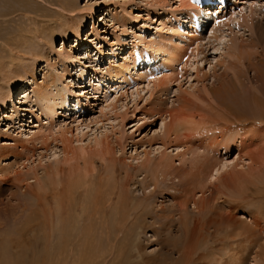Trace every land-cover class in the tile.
I'll list each match as a JSON object with an SVG mask.
<instances>
[{"label": "rangeland", "instance_id": "rangeland-1", "mask_svg": "<svg viewBox=\"0 0 264 264\" xmlns=\"http://www.w3.org/2000/svg\"><path fill=\"white\" fill-rule=\"evenodd\" d=\"M11 1L0 0V58L3 62L12 61L4 62L7 70L3 72L9 75L10 68H19V64H22L20 67L29 68V72L17 88L15 85L9 86L6 82L8 77L0 73V85L8 88V93L10 91L9 94L13 95L0 112V264H57L62 255H67L64 249L68 250L67 256L70 258L71 254L74 256L76 248V257L81 250L93 252L92 249H97L94 257L96 264H100L99 259L104 264H213L219 250H223L221 255L226 260L232 243L233 251L237 243L240 247L238 237L228 239L230 245L226 242L220 245L213 235L202 232L201 228L212 215L211 212L219 208L232 209L236 219L245 223H249L251 216L257 215L259 207L255 209V205L264 210V197L257 189L261 187L260 182L257 188L248 186L250 190L246 193L249 198H246L245 203L242 199L239 204L231 201L239 191L245 190V182L242 185L244 179L253 177V180H257L258 175L264 174V124L244 126V130L243 126H235L227 120L222 122L220 119L225 115L215 90L222 80L232 82L241 70L245 77H253V72H246L245 67L250 62L262 59L260 56L255 59L252 52H260L262 57L264 55V27L261 31L254 29V25L256 28L264 26V0H242L233 13L224 11L227 13L224 21L221 18L225 14L221 12L223 15L218 21L214 19V26L203 34L197 33L199 41L196 44L186 41L188 34L193 31L188 27L186 16L175 11L172 14L180 0H164L167 5L158 0L165 4L167 10L163 16L159 13L162 9L154 13L151 11V2H155L153 0H62V3L60 0H31L35 4L27 0L28 9L20 0L19 3L17 0ZM198 4L200 6L201 2ZM61 8L74 9L73 15ZM14 10L17 12L11 14ZM59 13L63 17L58 16ZM204 14L211 17L210 10L203 8L202 13L195 15V20L198 21L199 16ZM28 15L36 18L28 20ZM74 16L80 31L78 38L67 33ZM49 26L54 31L51 44L47 45L50 37L47 39L41 33ZM212 32L214 38L222 37L223 40L215 41L210 37ZM65 33L69 37L64 42L62 35ZM255 38L262 46L254 51L248 41L252 39L257 43ZM185 41L190 48L186 50L181 64L167 67L168 70L164 71L156 68V71L153 69L148 72L143 69L157 63V67L160 66L166 54H162L161 49L167 51L171 45H184ZM230 41L235 45L236 52L233 54L227 52ZM196 45H199L198 53L194 51ZM242 47L246 51L238 50ZM138 50L145 53L136 54ZM11 51L13 54H10ZM193 54L196 57L192 58ZM70 56L77 57L78 62L67 61ZM123 62L127 63L130 79L113 80L109 77L111 68ZM187 63L190 66L185 68L183 64ZM0 64L3 63L0 61ZM143 71L147 76H152L136 79V73ZM155 72L161 74L153 76ZM169 75L171 83L167 80ZM242 75L240 73V77ZM154 78H157L156 82L163 80L164 87L159 83L154 88V85L151 89L146 88ZM25 81L31 82V85L25 87ZM43 85L48 87V93L38 88ZM34 91H41L42 99L51 98L48 102L53 103L52 113L45 111L44 116H39L44 102L34 96ZM114 98L119 100V104L114 103L115 110H112L109 103ZM192 119L196 122H211L207 124L206 131H200L194 137L188 132H173L175 123H188ZM216 121L219 123L214 127ZM89 122L92 124L89 130L93 129V132L83 130V126ZM94 122L100 124L95 126ZM64 125L72 133L65 136L69 142H62V138L56 135L58 128ZM76 126H82L84 133H87L86 138L82 139L84 148L89 145L85 141L96 135L94 130H97L98 135L103 134L102 138L104 135L107 137L100 152L93 154L91 149L87 157H81L82 152L78 149L81 146L75 138ZM29 131L35 132L33 141L26 139ZM180 145L184 151L179 149L181 152L177 154L176 148ZM230 145L233 148L228 155L220 153L221 147ZM145 150L148 153L144 157ZM160 153L165 155L161 157ZM220 158L230 161L228 166L240 163L233 170L230 166L224 169L220 180L209 181L208 174L198 169L199 164H214L213 161ZM107 171H112L108 180L111 181L110 185L116 187L110 192L114 204L120 188L124 187L130 206L133 208L140 203L139 207H127L130 213L127 224H108L110 241L107 244L105 235H95L96 241H92L89 247L71 232V237L61 240L60 226L64 223L60 219L65 214L74 215L76 209L69 206L65 207L62 214L56 213L52 201L53 196L57 195L56 190H62L70 180L85 174L88 179L93 178V186H98L99 179L109 177L106 176ZM152 177H156L153 181L157 182L154 191H151V186L146 188L152 184ZM178 178L182 181H178ZM262 183L264 189V181ZM161 207L170 221L175 219L170 226L166 219L161 221L156 218ZM170 207L175 211L172 209V212H167ZM105 211L110 221L111 208H105ZM256 219L260 221L253 218ZM162 222H165L164 225ZM262 222H258L261 227L254 228L255 235L251 238L252 241H259L260 247L264 245ZM184 225H189L193 230L186 242L185 235L178 231ZM114 228H123L120 232L124 234L116 233ZM84 231L81 227L78 234ZM68 240L72 244L70 248L63 245ZM72 248L73 252H70ZM180 251H184V256Z\"/></svg>", "mask_w": 264, "mask_h": 264}, {"label": "bare ground", "instance_id": "bare-ground-1", "mask_svg": "<svg viewBox=\"0 0 264 264\" xmlns=\"http://www.w3.org/2000/svg\"><path fill=\"white\" fill-rule=\"evenodd\" d=\"M4 1V0H3ZM13 1V0H12ZM11 1V2H12ZM22 1V3L24 4V6L27 8V4L25 3L27 0H20ZM30 1L31 3L35 4L33 1L31 0H28ZM62 3V0H60ZM155 1L154 4L153 2H151L152 6H148V8L150 7L151 11L154 13V12H158L159 10L162 9V12H159V13H162L161 15H165V10H166V7L164 6L165 4L167 5L166 1L162 0V2L164 1V3H160L161 1L158 2V0H153ZM183 0H180L178 1V4L176 5V7L174 8V10L172 11V14L173 12L176 13H180V14H183L186 16V19L188 20V23H189V28L191 29H194V24H195V19L197 18V14H200L202 13L203 11V8L206 9L207 8V11L209 10H213V8H210V7H204L205 5H202V6H197V4L199 3L198 0H186V2H181ZM17 2L19 3V1L17 0ZM5 3V2H4ZM21 3V2H20ZM21 3V4H22ZM64 3V2H63ZM75 3L72 2V4ZM197 3V4H196ZM6 4V3H5ZM9 5V3H7ZM56 4V3H55ZM162 4V5H161ZM61 5V4H60ZM59 5V6H60ZM65 5V4H64ZM71 5V4H70ZM76 5V4H75ZM199 5V4H198ZM7 6V5H6ZM11 7V5H9ZM23 6V5H21ZM8 7V6H7ZM71 7V6H69ZM76 7V6H75ZM22 8V7H21ZM20 8V9H21ZM24 8V7H23ZM164 8V9H163ZM19 8L17 10H20ZM28 9V8H27ZM26 9V10H27ZM62 11L63 10H66L65 8H61ZM60 9V10H61ZM71 9V8H70ZM68 8V10L66 11H69L71 12V14L74 12V9L70 10ZM218 10V7H215V13L216 11ZM220 8H219V11L217 12V14L220 12ZM31 11V10H29ZM167 11V10H166ZM17 11H13V12H10L11 14L12 13H15ZM33 12V10L31 11ZM35 12V11H34ZM250 12L252 13L253 12V9L251 8L250 9ZM248 13V12H247ZM69 14V13H68ZM70 14V15H71ZM212 14V12H211ZM1 15V14H0ZM9 15V14H8ZM65 15V14H64ZM73 15V14H72ZM93 15V14H92ZM174 15V14H173ZM30 15L26 16L27 19L29 20H33L34 18H30L29 17ZM58 16L60 17H63L62 13H59ZM11 17V16H9ZM25 17V18H26ZM196 17V18H195ZM3 18V17H2ZM8 18V17H7ZM250 18V17H248ZM252 18V17H251ZM216 20V19H215ZM218 21V19L216 20ZM252 21V20H251ZM253 22V21H252ZM50 23V22H48ZM248 23V22H247ZM252 25V24H251ZM1 26V25H0ZM51 26V25H50ZM49 26V27H50ZM46 28L45 32L41 33L42 35L45 34L46 38L48 39V37H50V40H48V43L47 45L51 44V41H52V34H53V29L50 27V28ZM264 26H260L259 27H255L254 25V29H257L258 31H261V29H263ZM17 29V28H16ZM25 29V28H24ZM34 29V28H33ZM52 29V30H51ZM30 30V29H29ZM67 33H71L70 35L72 37H76L78 38L80 35V31H79V27L77 25V20L75 19V16L72 18V22L71 24L68 26L67 28ZM48 32V33H47ZM15 33V32H14ZM65 33L62 35V39L63 41L65 42L67 39H68V34ZM10 34V33H9ZM17 34V33H16ZM23 35V33L21 34ZM19 34V36H21ZM25 35H28V34H25ZM29 36V35H28ZM199 35L197 34V32L195 31H192L190 34H188V36L186 37V41L188 42H195L194 44H196V42L198 43V37ZM15 37V36H13ZM22 37V36H21ZM210 37L214 38L215 35L213 34V32L210 34ZM0 38H1V34H0ZM9 38V37H8ZM27 38H30V37H27ZM234 38V37H233ZM13 39V38H12ZM25 39V38H24ZM221 38H214L215 41H218V40H221ZM261 39V38H260ZM259 39V40H260ZM16 40V38L14 39ZM13 40V41H14ZM18 40V39H17ZM22 40V38H21ZM19 39V41H21ZM223 40V39H222ZM256 40V38H255ZM19 41H16L17 43ZM184 43V45L182 44H178L177 46H174L171 45L170 48H168L167 51H164L163 49H156V51H161L162 54L164 52H166L165 56L163 59H162V62L160 64V66L157 67V69H161L162 71H164L165 69L168 70V68H172V66L175 67V65H179L181 64V61L182 59L185 57V54L186 53V50L188 49V47L186 46V44L188 42ZM234 41V40H233ZM257 41V40H256ZM24 42V41H23ZM259 41H257V43H254L252 41V39H250L248 41V45L249 47H251L252 49L251 50H256L257 47H260L262 46L261 44H258ZM8 43V42H7ZM15 43V42H13ZM20 43V42H19ZM25 43V42H24ZM31 43V42H30ZM201 43V42H200ZM199 43V44H200ZM228 43V42H227ZM23 44V43H22ZM189 44V43H188ZM187 44V45H188ZM20 46V44H16V46ZM26 45V44H25ZM161 45V44H160ZM24 46V45H23ZM14 47H15V44H14ZM161 47V46H159ZM194 47V46H193ZM33 48V47H32ZM158 48V47H157ZM163 48V47H162ZM190 48V47H189ZM202 48V47H201ZM229 48V49H228ZM4 49V48H3ZM7 49V48H6ZM5 49V50H6ZM9 49V48H8ZM12 49V48H11ZM20 49V48H19ZM23 49V48H22ZM184 49V50H183ZM199 49V45H196V47L194 48V51L196 53H198V50ZM227 52H231L232 54L235 51V45L230 41L228 46H227ZM237 49V48H236ZM244 50L246 51L245 47H242V48H238V50ZM3 50V51H5ZM155 50V49H154ZM9 51V50H8ZM122 51H124V49H122ZM263 51V50H262ZM261 51V52H262ZM16 52V51H14ZM18 52V51H17ZM264 52V51H263ZM31 53V52H30ZM137 53H141V54H144L145 52L143 51H140L139 50L136 52ZM160 53V52H159ZM258 52H252V56H254L255 59H257L259 56L260 58H262L261 60L258 59L257 62H250V64H248L246 67H245V70L246 72L247 71H252L253 72V77L252 78H247L245 77L244 75V72H242L243 70L239 71V73L235 76L236 78L234 80H232V82H227L225 80H222L221 82H219V85H218V89L215 90V93H216V98L219 102V105L221 106L223 112H224V115L225 116H222V118L220 119L222 122L227 120L229 123L235 125V126H243L242 128L245 130L246 127L244 126H254L256 124L260 125V124H264V55L262 57L261 53L259 52V54H257ZM10 54H13L12 51L10 52ZM35 54V53H34ZM64 54H67V53H64ZM135 54V53H134ZM191 54V53H190ZM19 55V54H18ZM78 55V54H77ZM198 55V54H197ZM240 55V54H239ZM244 55V54H243ZM13 57L15 55H12ZM17 56V55H16ZM41 56V54H40ZM39 56V57H40ZM69 56V55H68ZM80 56V55H79ZM4 57V56H3ZM19 57V56H17ZM59 57V56H58ZM191 57V56H190ZM193 57H196V54H193L192 58ZM7 58V57H5ZM4 58V59H5ZM31 58V57H30ZM41 58V57H40ZM66 58V57H65ZM79 58V57H78ZM83 58V57H82ZM10 59V57H9ZM62 59V57H61ZM185 59V58H184ZM253 59V60H255ZM36 60V59H35ZM161 60V58H160ZM0 61L1 63L3 64H0V73L1 74H4L3 71L6 72V63H4L6 60H4L3 62V59L0 58ZM7 61H10L12 62L11 60H7ZM6 61V62H7ZM15 60H13L14 62ZM70 63H76L78 62V59L77 57H72L70 56L68 58V60ZM66 61V62H67ZM21 63V62H20ZM8 64H10L8 62ZM17 64V63H16ZM14 65V67H16L17 65ZM189 64L191 65L190 61H189ZM20 66H22V64H19ZM18 65V66H19ZM187 64H183V66L186 68L188 66H190ZM19 68H15L13 69L12 67L10 68L11 70L8 72L9 75L7 74H4V76L8 77L6 78V82L9 84V86H13L15 85V87L17 88L18 86H21L19 83L20 81H22V78L26 75H28V72H29V68H26V67H20ZM168 67V68H167ZM173 67V68H174ZM9 68V67H8ZM195 68V67H194ZM156 69V70H157ZM175 69V68H174ZM173 69V70H174ZM189 69V68H188ZM146 70V69H145ZM155 70V69H154ZM155 70V71H156ZM170 70V69H169ZM244 70V71H245ZM172 71V70H171ZM173 72V71H172ZM13 73V74H12ZM24 73V75H22ZM240 73H243V75L240 77ZM151 74V73H150ZM154 74V73H153ZM161 74V73H160ZM170 74V73H169ZM173 75V73H172ZM2 76V77H4ZM13 76V77H12ZM30 76V75H29ZM61 76H64V75H61ZM60 78H63L61 77ZM145 76H147L144 71L140 74L136 73L135 77L136 79H140L141 77L142 78H146ZM152 75H148V77H151ZM109 77H111L113 80H116V79H119V80H125L127 77L128 79H130V75H129V72H128V67H127V63L123 62L121 64H118L116 67H113L111 68V72L109 73ZM167 77V75L165 76ZM169 77H171L170 75L168 76V83H171L169 82ZM33 78V77H31ZM219 78V77H218ZM5 79V78H4ZM45 79V78H44ZM109 79V78H108ZM163 79V78H162ZM221 79V76L219 78V80ZM14 80V83L11 84V81ZM161 80V79H160ZM157 81V78L153 79V81H149L148 82V85L146 86V88H150L153 86L156 87L155 85L157 84H161L165 85V83H163V80L161 81ZM246 80V82L244 81ZM3 82V81H2ZM1 82V84H2ZM5 82V81H4ZM3 82V83H4ZM33 82V80L31 81ZM31 82H27L25 81L24 84L25 87L26 86H30L31 85ZM166 82V81H165ZM6 84V83H5ZM41 84H45V83H41ZM159 84V85H160ZM167 84V82H166ZM46 85V84H45ZM48 85V84H47ZM158 85V86H159ZM252 85V86H251ZM255 85V87H254ZM179 86V85H178ZM177 86V87H178ZM35 87V86H34ZM97 87V86H94V88ZM191 87V86H189ZM193 87V86H192ZM38 88H42V90H48V87H41L39 86ZM8 88H5L4 85H0V112L3 111L5 109V106H6V103L7 102H10L11 99L13 98V95L9 94L8 93ZM149 89V90H150ZM181 89V88H180ZM193 89V88H192ZM37 90V89H36ZM189 90V89H188ZM191 90V89H190ZM38 91V90H37ZM41 91L40 92H37L35 93L36 91H34V96L40 100V101H43L44 102V107L42 105V107L40 108V114L39 116H44L45 115V111L46 112H50L52 113L53 112V108L52 105L53 103H50L48 101L51 100L50 97H47L46 99H42V96H41ZM45 91V92H46ZM152 91V90H151ZM177 91V90H176ZM48 93V91H47ZM137 93V92H136ZM82 94V93H81ZM59 96V95H58ZM136 97V96H135ZM58 100V98H57ZM119 100L117 99H113L112 101L110 100V106H112V110H115V104L114 103H118ZM175 102V100H174ZM119 104V103H118ZM63 108V107H61ZM108 109V108H107ZM111 111V110H110ZM119 111V110H118ZM30 112V110H29ZM38 116V117H39ZM122 116V115H121ZM37 117V116H36ZM169 117V116H168ZM166 119V118H165ZM168 119V118H167ZM230 119V120H229ZM169 120H170V117H169ZM100 121V120H99ZM233 121V122H232ZM211 121H209L210 123ZM212 122H215V121H212ZM226 122V121H225ZM95 126L99 125L100 123H96L94 122ZM209 123H205L204 120H201V121H194L192 119V121H189L188 123H175L174 124V129H173V132L175 133H181V132H188L190 136L194 137L199 135L200 131H206V127H207V124ZM219 123V121H216L214 127ZM237 123V124H235ZM243 123H249L251 125H242ZM90 122L88 124H86L85 126H83V130H89L90 128ZM92 125V124H91ZM102 125V124H101ZM187 125H188V128H187ZM234 126V127H235ZM102 127V126H101ZM231 127V125H230ZM98 128V127H97ZM162 128V127H161ZM40 129V128H39ZM59 129V130H58ZM58 134L56 135H59V137L62 138V142L63 141H67L69 142V139H67L65 136L70 134L72 135L71 131L69 129H67V126L64 125L62 126V128H58ZM76 133H75V138H76V142L77 143H80V146L78 149H80V151L82 152L81 153V157L85 158L89 155L88 151L91 149H93L91 151V153H97V152H100L101 149L103 148V145H104V140L107 139V137L104 135V137L102 138L101 136L102 135H98L97 134V130L94 132L96 133V135L94 133H92V135H95V136H92V137H89L87 142L89 145L87 147H83L85 145H83L82 143V139L87 136L84 131L82 130V126L79 127V126H76ZM104 129V128H103ZM166 127L163 123V130L165 131ZM215 128H212L211 130H214ZM56 130V131H57ZM89 131H92L93 132V129L92 130H89ZM99 131V130H98ZM104 131V130H103ZM40 133V132H39ZM101 133V132H99ZM106 133V132H105ZM91 134V133H90ZM40 135H42L40 133ZM74 135V134H73ZM55 136V135H53ZM189 136V137H190ZM56 137V136H55ZM54 137V138H55ZM187 137V136H186ZM232 137V136H231ZM86 138V137H85ZM84 138V139H85ZM26 139H28V141H33L35 139V132L33 131H29L28 132V135L26 136ZM52 139V137H51ZM56 139V138H55ZM58 139V138H57ZM230 139V138H229ZM53 140V139H52ZM226 140V139H225ZM57 141V140H56ZM71 141V140H70ZM61 142V140L59 141ZM90 147V148H89ZM162 147H165L164 145H162ZM183 146H177L176 148V153H180L181 151L179 149H182V152L184 151V148H182ZM216 147L218 148V144H216ZM63 148V147H62ZM87 148V150H86ZM232 145H230V147H221V152H223L224 155H228L229 152H231V149H232ZM62 150V149H61ZM159 150V149H158ZM189 150V149H188ZM191 150V149H190ZM193 151V150H192ZM55 152V151H54ZM146 152V150L144 151ZM155 152H156V149H155ZM148 152L146 153H143V156L145 157L147 155ZM55 154V153H54ZM187 154V153H186ZM186 154H183V155H186ZM189 154V153H188ZM191 154V153H190ZM65 155V154H63ZM165 154L164 153H160V156H164ZM223 155V156H224ZM94 156V155H93ZM101 156V155H100ZM53 157V156H52ZM179 157L182 158L181 155H179ZM91 158V157H89ZM88 158V159H89ZM87 159V160H88ZM146 159V158H145ZM145 159H143L145 161ZM207 158L204 159V161L206 160ZM40 161V160H39ZM85 161V159H84ZM144 161L142 162V165L144 163ZM249 161V160H248ZM213 163L211 164H199L200 167L198 169L204 171L205 173L208 174V180L209 181H216L218 180L219 178L221 179V175L224 174L222 172H224L223 170L230 168L233 170V168H236L238 166V164H232L228 166L229 162L230 161H227L226 159H224V161L220 159H216L215 161H213ZM88 163V162H87ZM56 165V164H55ZM54 165V166H55ZM24 166V165H23ZM94 167V165L92 166ZM250 168V167H249ZM53 169H56V168H53ZM231 170V171H232ZM57 171V170H56ZM58 172V171H57ZM165 172V170H164ZM228 171H226L225 173H227ZM259 174V173H258ZM261 174V173H260ZM106 176H109L108 178H102V179H99V177H97L98 180V186H93L92 183H91V179H93L92 177H90V179H88L87 175L85 174V176H81L79 175L77 178H74L72 180H70L68 183H67V186L65 188H62V190H56V193L57 195L53 196L54 198H52V201H53V204H55V209H56V213L58 214H62V212L65 211V207L69 208V206L71 207H74L76 209V212L74 215H70V214H65L61 219H60V222L61 223H64L62 226H60V235H61V240L63 239H67L69 237H71V233H73L75 235V237H77V240L80 238L81 242L84 240L85 241V244L86 246L88 245L90 247V245L92 244V241H96L94 238H96V236H106V240H105V243L107 241H110L108 239V236L110 235V226L109 228L107 229V226L108 224L112 223V222H115V223H121V224H127V217L130 216V213L128 214V210H127V207H130L131 209H137L140 205L138 206H135V207H131L130 204H129V196L128 198L126 197L127 192L125 190L124 187H121V191H119V194L117 195V202L114 204V200H112V193H110L111 191H114L116 190V187H114L112 184L110 185V182L108 179L111 178L112 176V171H107L106 173ZM154 176V175H153ZM187 176V175H186ZM157 177V176H156ZM156 177H152V184L151 185H147L146 188L150 187L151 186V191H154L156 186H157V182L156 180L153 181V179H155ZM255 177V176H254ZM258 178L257 180H253V177H250L248 179H244V181H242V185L244 184L245 182V190L243 191H239L235 196H233V198H231V201L232 202H238L239 204V201L242 199V202H246V198H249L247 196V193L246 191L250 190L248 188L249 185H252L254 187L257 188V185H258V182H260V186L259 189V193H261V195L264 197V189H263V181H264V174L262 176L259 177V175L256 177ZM96 179V178H95ZM219 179V180H220ZM178 181H182L181 179L178 178ZM255 181V182H253ZM256 181H257V184H256ZM262 184V185H261ZM56 185H58V183L56 182ZM176 185V184H175ZM145 187V186H144ZM150 192V191H149ZM109 193L111 195H109ZM55 194V193H54ZM152 194V193H150ZM25 195V194H24ZM31 195V194H29ZM32 197H35L37 196V194L35 195H31ZM51 197V196H50ZM28 198V196H27ZM30 198V196H29ZM41 198V197H40ZM47 198V197H46ZM258 198V197H257ZM31 199V198H30ZM31 201V200H30ZM35 201V200H34ZM46 201V199H45ZM42 203V202H41ZM259 204H262L260 202H258ZM230 205V204H229ZM228 205V207H229ZM38 206V205H37ZM142 206V205H141ZM41 207V206H39ZM227 207V208H228ZM255 209H258L256 207H259V210L257 212V215L255 214V216H251L252 219L250 218L249 220V223H245L244 221L240 220V219H236V215H234V212H232V209L228 208L227 210H223V208H219L217 210H215L214 212H211L212 215L209 216L207 218V220L205 221L204 225L202 226V232L204 233H209L211 235L214 236V240H216L217 243H219L220 245H224L226 242L228 245H230V242L228 241V239L230 238H236L238 237L239 239V243H240V247L238 248V243L236 244V248L235 250L233 251L232 247L234 245V243L231 244V249H230V253L229 255L227 256V259L224 260V258L222 257L223 255H221L223 253V250L222 252H217L218 254L215 256V258L213 259V264H264V245L263 247H260L261 245L259 243V241H252L251 238L254 237L255 235V229L256 226H260V224H258V222H262L264 219L263 218V213H264V210L262 209V207L260 208V206H254ZM105 208H111V215H110V221L107 220V216L105 215V213H107L105 211ZM162 209H164L163 207H161V210L159 211V214L158 216L156 217L157 220L158 219H161V221L163 219H166L165 222L167 223L168 226L171 225V223H174V220L172 218V220L170 221L166 216H165V213L166 211H162ZM172 207L168 208L167 212H172ZM50 210V209H49ZM174 210V209H173ZM38 211V210H37ZM175 211V210H174ZM54 212V211H53ZM149 213V212H148ZM250 215L253 214V213H249ZM145 215V214H144ZM74 217V218H73ZM256 217L258 218V220L260 221H257L256 220H253V218ZM140 219V218H139ZM142 219V218H141ZM86 220V221H84ZM59 222V223H60ZM165 222H162L163 225ZM227 223V224H225ZM263 223V222H262ZM113 224V223H112ZM111 224V225H112ZM264 224V223H263ZM65 225V227H64ZM120 225V224H119ZM117 225V226H119ZM138 225V224H137ZM160 225V224H159ZM136 226V225H135ZM83 227V229H85L84 233L82 234H78V230ZM161 227V226H160ZM164 227V226H163ZM261 227V226H260ZM68 228V229H67ZM126 228V227H125ZM204 228V230H203ZM106 231H105V230ZM120 229H123V228H114V231L118 234H120ZM208 230H211V231H208ZM125 231V230H123ZM178 231L180 234H184V238H186L184 240V242H186V240L188 241L192 236V228L189 227V225L185 226L184 227H181V228H178ZM257 231V230H256ZM195 232V231H194ZM121 234H124L123 232ZM130 234H131V231H130ZM81 235V236H80ZM85 238V236H87ZM90 235V236H89ZM96 235V236H95ZM194 235V234H193ZM80 236V237H79ZM113 237V236H112ZM126 240V239H125ZM192 240V239H191ZM261 240V239H260ZM123 241V240H122ZM178 241V240H177ZM81 242H80V245H81ZM117 242V241H115ZM236 243V241H234ZM78 243V242H77ZM178 243V242H177ZM107 244V243H106ZM63 245H66L68 246L69 248L72 246V244L70 245L69 243V240L68 242L65 241L63 243ZM79 245V244H78ZM77 246V244H76ZM228 247V246H227ZM77 249V248H76ZM75 249V250H76ZM65 252H67V255H68V250L66 251V249H64ZM74 250V256L71 254L70 258L67 256V255H62V259L58 262L59 264H96L95 262V255L97 253V249H92V251H89V249H84V250H81L79 252V256L76 257V252ZM70 252H73V248L72 249H69ZM182 256H184V251H180ZM229 252V250L227 251V253ZM66 254V253H65ZM70 254V253H69ZM83 254V255H81ZM92 254V255H91ZM225 254H226V251H225ZM190 255H192L190 253ZM242 256V257H241ZM72 257V258H71ZM243 258V259H241ZM72 259V260H70ZM108 259V258H107ZM100 264H104L103 262L100 261V259L98 260ZM223 261V262H221ZM57 263V264H58ZM143 264V262H141ZM146 264H148L146 262ZM211 264V263H210Z\"/></svg>", "mask_w": 264, "mask_h": 264}]
</instances>
